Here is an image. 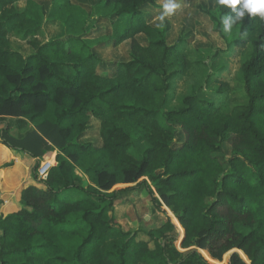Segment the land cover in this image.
I'll return each mask as SVG.
<instances>
[{
    "label": "trees",
    "instance_id": "16d2710c",
    "mask_svg": "<svg viewBox=\"0 0 264 264\" xmlns=\"http://www.w3.org/2000/svg\"><path fill=\"white\" fill-rule=\"evenodd\" d=\"M157 1L100 0L90 12L69 2L65 39L39 44L32 40L39 21L16 5L43 8L34 0H0V144L35 161L21 209L0 211V264H218L236 250L245 261L264 264V19L246 16L225 33L221 17L232 9L218 3L201 9L224 43L210 50L212 64L244 56L243 103L230 107L235 92L212 74L206 78L216 88L211 96L192 92L170 108L172 83L192 62L187 40L168 44L170 22L150 23L146 9ZM93 20L111 27L104 40L114 48L131 42L129 61L116 64L112 75L98 73L104 62L92 50L97 41L87 39ZM11 34L34 53L14 49ZM91 119L100 123L101 146L80 142ZM30 123L36 130L12 134ZM179 134L184 140L177 141ZM143 143L144 152L133 156ZM225 144L231 154L223 162ZM55 150V166L39 180L40 164ZM15 164L13 158L6 165ZM146 177L180 239L185 232L186 252L175 247L170 221L141 241L110 221L128 190L116 188ZM8 203L2 199L0 207ZM238 254L230 264H247Z\"/></svg>",
    "mask_w": 264,
    "mask_h": 264
},
{
    "label": "rangeland",
    "instance_id": "374dc122",
    "mask_svg": "<svg viewBox=\"0 0 264 264\" xmlns=\"http://www.w3.org/2000/svg\"><path fill=\"white\" fill-rule=\"evenodd\" d=\"M99 1L100 0H34V2L43 9L39 10L38 6L29 2H20L16 7L18 11L32 15L39 21L41 26L40 33L36 37H33L32 40L42 44L52 40L65 39V21L71 11V8L68 6L69 2L70 4L81 6L87 12H90L92 6ZM163 2L164 0H159L154 7L146 9V12L149 13L150 23L155 26L161 23L159 17L164 11L162 7ZM176 2L179 4V7L172 15L166 16L163 22H170L171 24V30L168 34V44H175L179 38L187 40L189 44L187 49L188 56L192 64L189 72L185 76L173 81L175 99L170 108H176L179 101L192 92L203 98L211 96L216 88L208 84L206 78L212 74H220L221 78L225 79L232 87V91L235 92L229 102L230 107L243 103L240 93L241 83L239 81L240 67L244 60L243 54L238 55L233 60L225 58L215 65L212 64V52L210 50L224 48V43L219 36L213 32L209 18L201 12V9H215L217 7V0H176ZM88 26L92 27V29L87 39L97 41L95 45H92V50L104 62L99 66L98 73L104 76L114 74L116 64L129 61L131 42H125L120 47L114 48L112 42L104 40V36L110 34L112 31L107 23L93 20ZM9 38L13 48L20 51L25 57L34 53L33 47L23 42L14 34L9 35ZM138 41L144 46L148 43L145 36L138 37ZM199 49L201 52L198 53L196 50ZM224 68H226V70ZM36 124L37 123H30L29 127L23 130H18L14 126L12 134L17 138H22L29 130H36ZM181 140H184V136L179 134L177 141ZM80 142H92L98 146L102 145L99 121L91 119L89 130ZM146 147V143L137 145L133 150V156L140 157ZM57 153V150L52 152L51 161L53 165L56 164ZM230 154L231 148L229 145L225 144L224 152L220 154L219 157L221 161L224 162L230 157ZM116 189L128 190L120 194L119 200L115 202L114 210L109 213V219L111 222L123 228L126 232L134 233L138 241L147 240V234L150 231L161 228L169 221L177 229L172 216L165 204L156 194L155 186L148 177L143 178L136 184L118 186ZM151 193H153L155 197H153ZM78 196V193L74 194L73 200ZM154 198H156L157 201H155ZM177 232L178 238L175 242V247L180 252H186L187 250H184L181 246L182 243L178 229ZM151 247L153 248L154 244H151ZM198 251L202 257L207 260L200 250ZM234 254H238L237 250L224 255L221 261H217L218 264H230V260ZM241 259L244 260L243 258ZM207 262L211 264L208 260ZM244 262L251 264L249 259L248 262L245 260Z\"/></svg>",
    "mask_w": 264,
    "mask_h": 264
},
{
    "label": "crops",
    "instance_id": "0c3cea01",
    "mask_svg": "<svg viewBox=\"0 0 264 264\" xmlns=\"http://www.w3.org/2000/svg\"><path fill=\"white\" fill-rule=\"evenodd\" d=\"M13 158L17 160V164L7 167L6 164ZM34 162L28 155L11 152L0 144V201L5 199L9 202L8 205L0 207L5 216L21 209V192L34 183L31 178Z\"/></svg>",
    "mask_w": 264,
    "mask_h": 264
},
{
    "label": "clouds",
    "instance_id": "9594fccd",
    "mask_svg": "<svg viewBox=\"0 0 264 264\" xmlns=\"http://www.w3.org/2000/svg\"><path fill=\"white\" fill-rule=\"evenodd\" d=\"M218 5L230 7L231 14H226L221 17L223 30L225 33H230L234 24L242 21L246 16L250 19L259 16L264 19V0H217ZM163 13L160 15V25L163 26L166 16H170L179 7L176 0H164Z\"/></svg>",
    "mask_w": 264,
    "mask_h": 264
},
{
    "label": "built area",
    "instance_id": "2783aa9c",
    "mask_svg": "<svg viewBox=\"0 0 264 264\" xmlns=\"http://www.w3.org/2000/svg\"><path fill=\"white\" fill-rule=\"evenodd\" d=\"M55 166V164L53 165L51 159L50 160H46V161H43L38 170H37V175H38V178L39 180H46L48 175H49V172L50 170Z\"/></svg>",
    "mask_w": 264,
    "mask_h": 264
},
{
    "label": "water",
    "instance_id": "95a60500",
    "mask_svg": "<svg viewBox=\"0 0 264 264\" xmlns=\"http://www.w3.org/2000/svg\"><path fill=\"white\" fill-rule=\"evenodd\" d=\"M184 237H185V233L183 234V237L181 238V243H182V241H183Z\"/></svg>",
    "mask_w": 264,
    "mask_h": 264
}]
</instances>
